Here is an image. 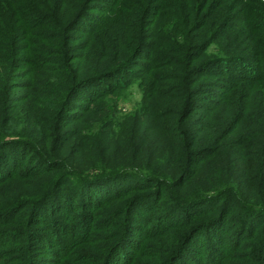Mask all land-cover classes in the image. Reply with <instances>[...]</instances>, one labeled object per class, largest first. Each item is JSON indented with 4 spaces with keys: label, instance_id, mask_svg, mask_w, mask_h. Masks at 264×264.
<instances>
[{
    "label": "rangeland",
    "instance_id": "1",
    "mask_svg": "<svg viewBox=\"0 0 264 264\" xmlns=\"http://www.w3.org/2000/svg\"><path fill=\"white\" fill-rule=\"evenodd\" d=\"M229 1L234 4L238 0ZM61 6L59 20L63 28L70 29L76 20L78 0H64ZM125 7L127 11L117 10L97 41L94 36L76 34L78 46L69 54L73 62L66 67L67 73L59 75L60 64L40 54L38 63L44 71L21 82L9 73L12 56L1 54L0 242L7 238L3 235L6 231L39 220L45 230H33L37 234L61 230L57 236L76 243L90 234L84 245L78 242L73 254L97 256L95 247L102 242V247H108L105 254L101 252L107 264H264V93L255 92L247 81L229 82L224 75H216L201 89L207 94L191 102L178 98L176 77L184 83L180 76L184 64L166 62L154 70L158 78L151 79L150 59L154 56L149 49L139 51V43L149 45L157 38H145L142 29L136 30L139 23H146V15L134 17L136 11L144 13L142 8ZM229 15L241 25L236 10ZM161 16L151 24L157 32L154 34L158 35V26L165 27L171 41H177L181 21L165 9ZM258 23L263 25L264 21ZM87 26L88 22L82 21L77 29ZM206 28L197 29L189 39L194 37L197 45L207 41ZM0 29L6 35L4 18H0ZM119 31L134 35V42L129 34L124 36L125 42L119 39ZM72 35L66 32L65 38ZM113 36L118 48L127 44L135 65L106 78L114 75L117 65L112 54L113 67L102 54L106 39ZM53 47L57 49L58 44ZM187 47L188 40L184 42ZM37 48L47 50L48 44L39 39ZM219 50L212 46L200 55L190 53L197 54L202 65ZM169 59L177 56L163 55L164 62ZM212 67L200 75L216 70ZM95 71L112 72L96 78ZM76 76L85 81L65 91L66 78ZM201 83L199 80L193 89ZM184 89L179 90L181 94ZM180 131L190 138L186 152ZM148 160L164 176L159 186H155L153 176L141 170ZM128 171L140 177L150 175L154 185L104 203L117 191L145 182L122 174ZM121 175L125 178L117 179ZM160 186L165 187L166 194L161 195ZM118 216L122 223L119 231L95 232ZM9 217L13 220L2 225L1 221ZM123 231L128 239L120 240L108 256L117 246L111 235L120 236ZM35 243L32 239L28 245L30 264L33 256L29 249ZM43 243L52 251V258L45 262L60 264L55 258L61 246L52 249L49 240ZM161 253L165 255L156 261V254Z\"/></svg>",
    "mask_w": 264,
    "mask_h": 264
},
{
    "label": "trees",
    "instance_id": "2",
    "mask_svg": "<svg viewBox=\"0 0 264 264\" xmlns=\"http://www.w3.org/2000/svg\"><path fill=\"white\" fill-rule=\"evenodd\" d=\"M62 2L64 3V0H0V18L5 19L8 29L6 30V35L5 31L2 33L0 29V59L2 58L1 54L12 56L14 62H12L11 67L8 68L9 73H12L11 77L17 75L19 79L21 78V82H23L26 78H30L35 72L44 71L42 65L38 63V56L40 54H42L43 58H52L60 64L61 73H59V75L67 73L68 68L66 67L73 62V60L69 58V54L71 50L78 46V42H76L75 39L76 34H87V36L92 37V39L94 36L95 39L93 40H98L101 37V33L104 34L107 30L105 28L110 20L115 17L117 10L123 9L127 11L128 9L125 6L126 4H130L135 9L138 10V8H142L144 11V13L140 12V10L136 11L134 17L147 16L146 23H139V26L135 27L136 30L142 29L141 32L145 38H157V42H152L149 45H143L144 43L141 42L139 43V51L149 49V52L154 56L153 59H150L151 66L153 67V74L149 77L151 79L152 77L157 79V73L154 72V70L162 68L163 64L166 62H174L180 65L184 64L183 70L180 71V76L184 83L180 81L179 76L176 77L177 86H175V89L180 96L178 98L191 102L198 96L207 94L206 92L202 93L201 89L206 84H211L208 78L216 75H222V77L224 75L229 82L235 79L247 81L251 83L252 89L255 92L264 93V23L263 25L258 23L264 21V2L261 0H238L234 4H231L229 0H78V8L74 14L76 20L71 25L70 29H68V27L67 29L63 28L62 21H60L58 17ZM218 7L220 8L217 9ZM163 9L167 10L177 21H181L179 24L181 25L180 28L182 32L180 30L177 32L176 37L179 38L177 41H171L173 40L172 37L165 34V27L161 28L158 26V35H155L154 33L156 31L151 28L152 22L156 18H160ZM231 10H236L239 17L241 16V25L236 22V18L229 19ZM53 11L56 14H54ZM39 12H43V14ZM130 15L133 16V11L130 12ZM162 17L163 16H161V18ZM125 19L126 18H122V20ZM82 21H87L88 26L78 31L77 28L80 27ZM203 27H207L205 33L207 34L209 32L208 39L207 41H203L201 43L203 46L199 48L201 44H194V37L191 39H189V37L197 29L200 30ZM66 32H70L73 35L65 38ZM125 34H129L128 37L131 41H133V38H136L131 33L119 31V39H123L124 42L126 39V37H124ZM39 39H42L43 42H47V50H45V48L41 50L37 48ZM187 40L188 47L185 49L184 42ZM191 40L193 41L192 44ZM136 42H138L137 39ZM57 44L58 47L55 49L53 45ZM126 45V43L122 44L118 48L117 43L114 41V36L106 39L102 51L105 62L110 63L113 67V63L111 62L112 56H110L112 54L117 64L116 67L113 68L115 72L114 75H110L106 78L115 77L116 74L129 70L135 65V57L133 58L132 54L128 56L129 47ZM212 46L213 48L217 47L220 49L217 51L219 54L201 65V63H199L200 61H197L198 56L196 55H200L202 52H208ZM107 47L110 49H107ZM190 52L198 53L196 55H191L192 53ZM167 53L172 54V56H177V59H169L164 62L163 55ZM211 66H213L212 68H216V70L210 71L207 75H202L207 77L203 78L200 74H203L202 72ZM230 69H233L235 72L231 73ZM149 70L150 68H148L145 74H147ZM111 72L95 71L94 74H98L96 78H99L102 74L105 75ZM66 79L68 82L66 83L67 88H65V91H70L71 87L85 81V78L77 80V76L72 79L67 77ZM199 80L202 82V85L196 87L197 89H193V87L197 86ZM83 84L82 86L86 85V83ZM153 85L148 86L147 89H151ZM182 89H184V91L181 94L179 90ZM201 98L202 100H209L204 99L205 97ZM178 135L184 147L182 149L186 152L187 143L190 141V138L185 133H182V131H180ZM185 156L187 157V153ZM143 167L144 169L141 168V170L153 176V179L156 180L154 183L157 184L155 186H159L161 184L159 183L160 179L164 178L162 174H159V170L154 169L153 163L150 160L145 162ZM1 173L3 172H0V178L2 176ZM122 174L126 177H130V180H145V182L132 185L124 192L117 191L113 196H108V199L103 201L104 203H109L124 198L125 196H131L132 194H138L139 192L146 191L151 185H154V183L148 179L150 175L140 177L138 173L132 171H128L127 173L123 172ZM123 175L119 176L117 179L122 177L125 178ZM0 181L3 180L0 179ZM160 189L161 195L166 194L167 191L164 186H160ZM160 196L158 200H160ZM135 198L136 197L133 199ZM156 200L157 199L154 198L155 202ZM124 208L126 209L127 207L124 206L123 209ZM117 215L120 216L123 214L119 213ZM119 216L115 217L116 221H110V224L100 227V229H95V232L103 231L109 233L111 230L119 231L122 227L120 221L121 217ZM12 220V217L3 219L1 224L5 226ZM88 220L91 221L92 219L88 218ZM37 222H39V220H35L32 224L23 225L19 230H16L17 228L14 227L12 230L6 231V233L3 234L7 238L10 237V239L6 238L4 241H1L2 243L0 242V264H30L27 252L28 245L32 239L34 242H38L35 243L34 247L29 249L31 252L30 256H33V264H47L45 261L47 259V261H49V258H52V251L46 249L44 246L43 242L45 240H49L52 249H55L58 244L61 246H58L59 255L55 258L58 259V261L61 260L60 264H68L69 262H74V264H107L106 261L103 262L101 252L105 254L108 247H102V242L95 247L97 256L91 254L76 256V254H73L76 251L78 242L79 245H84L85 242L90 240V234L85 235L81 239L83 242H80V239L77 243L72 240L67 241L69 239H61L60 236L56 235L62 234L61 230L52 231L51 235L47 233L37 234L33 230H42L43 232L45 230V224ZM92 222L93 221H91V224H94V222ZM10 226L11 225H8L7 227L11 228L12 226ZM175 226L176 231L180 233L178 225ZM168 228H170V226H164V229ZM117 234L113 233L110 237L113 240H117L115 243L117 246L114 245L115 247H112L108 256L113 250L118 248L120 240L128 239L125 231H123L120 236ZM181 235L182 233H180V236ZM12 238H14L13 241ZM17 238L19 239L16 241ZM58 238H60V240H58ZM54 239L55 242L53 241ZM65 242L69 246L65 245ZM175 242H178V238L175 239ZM42 245L44 247H41ZM159 246L163 247L164 243ZM10 252L11 254H9ZM156 255V261H161L159 259H162L165 253L164 255H162V253Z\"/></svg>",
    "mask_w": 264,
    "mask_h": 264
}]
</instances>
